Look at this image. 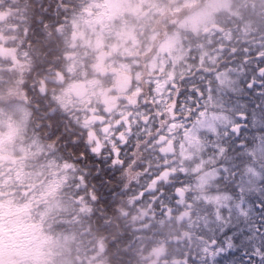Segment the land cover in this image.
Wrapping results in <instances>:
<instances>
[{
	"label": "snow or ice",
	"instance_id": "1",
	"mask_svg": "<svg viewBox=\"0 0 264 264\" xmlns=\"http://www.w3.org/2000/svg\"><path fill=\"white\" fill-rule=\"evenodd\" d=\"M171 4L0 0V264L132 210L184 225L185 264H264V27L192 39Z\"/></svg>",
	"mask_w": 264,
	"mask_h": 264
},
{
	"label": "trees",
	"instance_id": "2",
	"mask_svg": "<svg viewBox=\"0 0 264 264\" xmlns=\"http://www.w3.org/2000/svg\"><path fill=\"white\" fill-rule=\"evenodd\" d=\"M248 10L251 9L242 10V14L246 16L245 21H249L250 17L253 22L260 21L257 10L254 11V15H250ZM253 26L256 30L264 27V20H261L259 26ZM137 212L141 211L132 210L127 217L114 216L111 227L84 233L68 247H63L65 250L58 249V264H62L65 258H69L73 264H82L86 255L88 264H149L153 250L154 253L156 250L161 252V249L165 247L163 264H170V260L183 259L186 252H188L187 256H195V253L192 254L186 250L185 240L179 238L186 232L184 225L167 228V223L165 225V222L155 218H148L137 224L133 217ZM135 227L139 230L135 231ZM167 241L169 244L166 243ZM97 248L102 254V259L94 254Z\"/></svg>",
	"mask_w": 264,
	"mask_h": 264
},
{
	"label": "rangeland",
	"instance_id": "3",
	"mask_svg": "<svg viewBox=\"0 0 264 264\" xmlns=\"http://www.w3.org/2000/svg\"><path fill=\"white\" fill-rule=\"evenodd\" d=\"M182 2L183 0H172L171 7H175ZM245 8L251 9L248 10L250 15H254V11L257 10L260 21L253 22L251 17L249 21H245L246 16L245 14H242V10L244 11ZM262 14H264V0H194V4L183 7L181 12L175 14L173 18L183 22L190 38L197 37H192L188 32V30H193V27L196 28V31L192 32L200 34L203 33L204 27L217 24L225 26L226 28L231 27L234 34L238 35L242 40H246L250 45L255 46V44L258 42V38L255 36L256 28L253 25L259 26L261 24V20H264V16ZM165 22L168 23L166 19L161 18L158 21H149V24L155 23L159 30L163 32L165 29L171 27L170 23L165 26ZM202 36L203 35L201 34V37ZM148 218L149 214H147L145 211H141L140 213L137 212L135 214V221L137 224L142 221L144 222ZM138 230V227H135V231ZM179 238L185 240L187 243V251L191 252L192 254L195 253V255L198 253L199 241L191 239L187 231ZM69 245L64 247H68ZM63 250H65V248H63ZM187 253L188 252H186L184 255L187 256ZM62 264L73 263L69 258H65L63 259ZM170 264H185V261L184 259L170 260Z\"/></svg>",
	"mask_w": 264,
	"mask_h": 264
},
{
	"label": "flooded vegetation",
	"instance_id": "4",
	"mask_svg": "<svg viewBox=\"0 0 264 264\" xmlns=\"http://www.w3.org/2000/svg\"><path fill=\"white\" fill-rule=\"evenodd\" d=\"M193 8V7H192ZM190 8V9H192ZM149 23V22H148ZM168 23H164L165 26H167ZM212 25H217V24H212ZM169 27V26H168ZM170 28V27H169ZM193 30H188V32L190 33V35L192 37H196V36H201V34L203 35V33H200V34H196V33H193L192 32ZM192 39H195V38H192ZM138 211V210H137ZM146 212V211H145ZM136 214V213H135ZM130 215V213H129ZM127 217V215H125ZM135 217V216H133ZM167 223V228H174L176 225H183L182 223H180L179 221H176V220H168V221H164ZM167 244H169V241L166 242ZM165 250H166V247L165 248H162L161 249V252L156 250V253H154V250H153V254H152V257L149 259L150 263L149 264H163V261H164V253H165Z\"/></svg>",
	"mask_w": 264,
	"mask_h": 264
}]
</instances>
